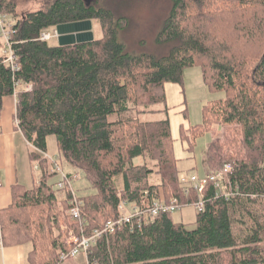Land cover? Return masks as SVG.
Wrapping results in <instances>:
<instances>
[{"label": "trees", "instance_id": "trees-1", "mask_svg": "<svg viewBox=\"0 0 264 264\" xmlns=\"http://www.w3.org/2000/svg\"><path fill=\"white\" fill-rule=\"evenodd\" d=\"M29 1L0 0V14L12 19L10 41L19 65L11 72L0 55V110L16 82L32 83L31 91L20 87L15 96L16 128L43 153L47 138L54 136L64 161L97 192L77 197L82 223L64 217L70 192L58 200L55 175L45 159L32 154L40 180L30 190L11 188L10 206L0 210L2 246L30 244L28 264H61L70 246L68 231L60 227L89 235L117 218L122 200L137 202L147 192L177 200L180 209L193 207L198 196L194 191L185 195L180 187L167 109L155 106L165 104V83H181L183 71L199 65L205 85L224 97L204 108L201 125L181 131L183 141L191 150L212 121L237 125L247 159L231 163L228 185L220 192L213 184L206 186L203 211L191 228L174 223L171 214L141 230L122 227L91 248L87 264H264V0H170L154 38V44L168 47L160 56L126 51L118 32L128 29L130 20L96 0H48L44 8L18 15L20 4ZM83 21L97 22L101 37L63 47L38 40L42 30ZM162 114L163 120L139 119ZM228 137L223 144L211 140L204 170H216L224 158L237 155L236 141ZM232 148L236 151L230 154ZM136 158L144 161L131 166ZM152 175H158V184L149 182ZM117 176L122 177L120 191L113 183ZM238 212L247 218L239 239L234 229Z\"/></svg>", "mask_w": 264, "mask_h": 264}, {"label": "rangeland", "instance_id": "rangeland-1", "mask_svg": "<svg viewBox=\"0 0 264 264\" xmlns=\"http://www.w3.org/2000/svg\"><path fill=\"white\" fill-rule=\"evenodd\" d=\"M48 0H31L29 2H22L17 8L18 15H22L27 12L35 11L39 8H44ZM97 4L100 7L110 9L114 15L124 16L130 20V27L124 31L118 32V40L124 45L126 51L134 49L138 50L137 53L130 52L131 54L138 55L141 53H148L155 56H160L166 54L168 47L154 44L155 34L159 31L163 20L167 17L170 9V0H96ZM88 2H92L89 0ZM92 33L95 39L101 37L102 32L99 28L97 22H92ZM57 37V35H56ZM55 37V38H56ZM52 38V33H51ZM126 38V39H125ZM130 40V45L133 47H128L125 40ZM49 45L57 44L56 39H51L48 42ZM164 51V52H163ZM165 104L155 106L156 110L167 109V118L169 120L170 127V140L171 148L174 159L176 160L177 170L180 172H194L201 175L209 172L211 170H204L202 165V159L204 157L205 151L208 145L211 143V140H218L220 144L225 143L224 137L227 139H234L238 146V153L232 159L224 158L219 165L220 167L224 162L234 163L246 160L248 156V150H245L242 145V137L240 135V130L237 125L234 126H224L220 122H210L206 131L201 136L197 137L194 141L193 147L191 150L187 141H183L181 131L187 130L189 127L199 126L203 122V112L204 108L208 106L211 102H214L220 98L224 97V93L218 91L210 90L204 82L202 68L199 65L187 68L182 73V82L181 83H165L163 86ZM138 92V90L136 91ZM154 109V107L152 108ZM166 116L162 115H143L139 119L141 121H153V120H163ZM228 130H233L234 135L231 136ZM128 143L122 142V146L125 149ZM46 151L47 153L41 152L48 157L46 168L59 167V169L64 174H71L72 176H77L76 179L72 181V188L76 193L77 197L88 196L96 194L97 190L92 185L89 184L87 179L77 170L72 168L67 164L62 158V154L58 150L56 139L54 136H50L46 140ZM36 150V149H35ZM232 148L228 151L230 154L233 153ZM236 151V150H235ZM111 159H103V162L107 163ZM143 159H133L131 166H138ZM36 164V163H34ZM38 164V163H37ZM264 164V158L263 162ZM55 175V174H54ZM58 176L52 179V182L55 183ZM158 175H152L149 179V182L152 184H158ZM114 186L117 191L122 190L123 183L122 177L117 176L113 180ZM67 190H62L55 192L58 200L62 201V198L59 196L65 194ZM63 196V195H61ZM65 198V196H63ZM68 212L63 213L64 217L67 216ZM174 223L183 224L191 228L194 225L196 213L193 210V207H185L179 211L170 215ZM237 222L234 224L235 234L238 236V239L241 238V230L246 225L243 224L247 220L244 214L240 212L235 214ZM242 219L239 222V219ZM247 224H250V221H247ZM60 230L63 232L67 229L65 226L60 227ZM57 231H54V234H57ZM68 239V235L66 241ZM65 241V243H66ZM264 245V237L261 242V246ZM28 247H25L27 251ZM61 264H87V259L84 256H81L77 259H67Z\"/></svg>", "mask_w": 264, "mask_h": 264}, {"label": "built area", "instance_id": "built-area-1", "mask_svg": "<svg viewBox=\"0 0 264 264\" xmlns=\"http://www.w3.org/2000/svg\"><path fill=\"white\" fill-rule=\"evenodd\" d=\"M12 19L7 15L0 14V41L2 43L1 57L3 58V65L10 69L11 72H16L19 65L16 63V57L11 45V36L14 34L12 29ZM52 33V38H51ZM57 35V37H56ZM56 37V38H55ZM51 39H58V33L56 28L42 30L38 36V40L48 43ZM24 91H30L32 89V83L20 84L16 82L14 85L13 98L17 94L19 88ZM16 100V99H15ZM15 125H17L16 119H14ZM37 151V150H36ZM38 155L45 160H48L46 155L37 151ZM34 170L41 174L40 168L36 162ZM233 170V165L229 162L223 163L216 170L210 171L204 174H196L193 172H181L179 175L180 187L185 195H188L190 191H194L198 200L193 204V210L195 213L203 211V192L208 184H213L219 191L220 187H226L229 182V175ZM51 174L58 176V180L55 182L53 188L56 192L67 190L71 194L69 200V216L82 223L80 205L76 201L77 196L72 188V181L77 176L64 174L59 167L48 168ZM40 180V179H39ZM39 183V182H38ZM220 192V191H219ZM180 210V204L175 199L165 201L162 197L157 198L156 195H148L147 192L142 193L140 200L137 202H128L126 200L120 201L117 206V218L114 220L106 221L99 229H95L89 235H76L72 231L68 233V239L66 241L67 246H70V250L67 253L61 254L60 259H77L84 256L87 259V255L92 247L101 239L108 241L109 236L113 235L118 229L127 227L129 232L135 230H141L143 226H147L154 222L161 215H168ZM0 247H2L0 239Z\"/></svg>", "mask_w": 264, "mask_h": 264}, {"label": "crops", "instance_id": "crops-1", "mask_svg": "<svg viewBox=\"0 0 264 264\" xmlns=\"http://www.w3.org/2000/svg\"><path fill=\"white\" fill-rule=\"evenodd\" d=\"M15 115L16 100L13 96L4 97L0 110V210L10 206L11 188L14 185L30 190L38 184L41 176L34 170L36 162L31 160L32 154L38 155V153L16 128ZM61 195L65 196L64 193ZM61 195L59 196L64 199ZM25 247L29 249L26 251ZM30 250V244L2 246L0 264H28L26 257Z\"/></svg>", "mask_w": 264, "mask_h": 264}, {"label": "water", "instance_id": "water-1", "mask_svg": "<svg viewBox=\"0 0 264 264\" xmlns=\"http://www.w3.org/2000/svg\"><path fill=\"white\" fill-rule=\"evenodd\" d=\"M87 2L89 0H86ZM57 46H70L93 41L91 21H83L57 26Z\"/></svg>", "mask_w": 264, "mask_h": 264}, {"label": "bare ground", "instance_id": "bare-ground-1", "mask_svg": "<svg viewBox=\"0 0 264 264\" xmlns=\"http://www.w3.org/2000/svg\"><path fill=\"white\" fill-rule=\"evenodd\" d=\"M54 28V27H53ZM31 91V90H30Z\"/></svg>", "mask_w": 264, "mask_h": 264}]
</instances>
